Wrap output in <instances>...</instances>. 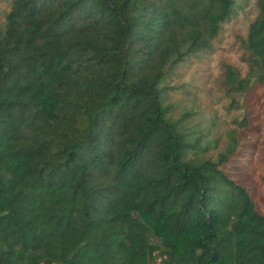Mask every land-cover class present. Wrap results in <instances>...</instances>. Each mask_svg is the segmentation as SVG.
<instances>
[{"label": "trees", "instance_id": "1", "mask_svg": "<svg viewBox=\"0 0 264 264\" xmlns=\"http://www.w3.org/2000/svg\"><path fill=\"white\" fill-rule=\"evenodd\" d=\"M3 1L0 264H264V214L222 167L238 132L203 158L168 102L238 0ZM256 8L246 75L220 65L234 109L264 85Z\"/></svg>", "mask_w": 264, "mask_h": 264}, {"label": "rangeland", "instance_id": "2", "mask_svg": "<svg viewBox=\"0 0 264 264\" xmlns=\"http://www.w3.org/2000/svg\"><path fill=\"white\" fill-rule=\"evenodd\" d=\"M9 3L0 0V28L5 23ZM236 15L223 25L215 38L213 52L190 64L179 66L172 82L180 88L171 92L172 117H183L193 138H201L203 158L216 159L226 150L230 134L237 131L241 145L222 165L226 173L247 187L257 210L264 214V85H254L241 96L239 109L230 108L231 99L219 85L220 65L228 62L246 75L242 39L248 35L250 21L257 13L256 0H238ZM247 119L248 126L236 121Z\"/></svg>", "mask_w": 264, "mask_h": 264}, {"label": "built area", "instance_id": "3", "mask_svg": "<svg viewBox=\"0 0 264 264\" xmlns=\"http://www.w3.org/2000/svg\"><path fill=\"white\" fill-rule=\"evenodd\" d=\"M156 260H157V262H158V263H160V261H161V258H159V257H158Z\"/></svg>", "mask_w": 264, "mask_h": 264}]
</instances>
